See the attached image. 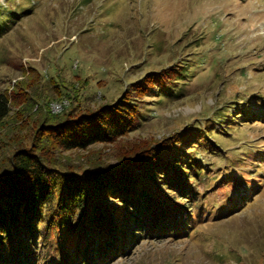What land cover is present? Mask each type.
<instances>
[{
  "label": "rangeland",
  "instance_id": "rangeland-1",
  "mask_svg": "<svg viewBox=\"0 0 264 264\" xmlns=\"http://www.w3.org/2000/svg\"><path fill=\"white\" fill-rule=\"evenodd\" d=\"M0 93V174L14 152L33 149L56 172L137 175L133 186L157 204L191 207L186 237L142 232L106 264H264V0H0ZM120 101L132 125L110 142L65 151L46 133ZM188 160L201 171L188 181L194 203L167 180V169L188 178ZM118 192L89 196L78 212L57 192V211L31 235L47 247L44 264L69 257L63 233L94 236L80 213L126 210Z\"/></svg>",
  "mask_w": 264,
  "mask_h": 264
},
{
  "label": "trees",
  "instance_id": "trees-1",
  "mask_svg": "<svg viewBox=\"0 0 264 264\" xmlns=\"http://www.w3.org/2000/svg\"><path fill=\"white\" fill-rule=\"evenodd\" d=\"M8 113V98L0 93V119L5 118ZM132 116L133 110L130 106L125 101H120L117 105H111L107 109H100L89 115H80L57 126L48 127L46 133L53 136L54 143L59 149L65 151L86 149L93 144L107 143L116 139L120 132L126 131L129 125H132L129 120ZM188 159L190 158L188 157ZM176 161L177 159L172 164L167 163L164 167L161 166V169L178 164L179 161ZM188 162L186 163V170L190 171L188 178L184 177L182 173H173V170L167 169V180L172 183L171 187L174 189L173 191L170 189L172 194L176 193L179 197L188 196L190 203H194L196 202L195 198L198 197L193 189L189 188L188 181H198L201 171L193 167L190 160ZM10 163V170L0 174V264H37L42 259V264L46 262L44 256L47 247L44 249L40 245L37 246L38 242L31 235L35 236L34 222H37L38 219L40 221L45 210L51 209L52 214L57 211L54 204L57 192L65 197L64 205L70 202V207L78 212L84 208L89 196L98 195L103 200L109 195L107 194L108 189H118L121 204L127 208L122 213L114 215L110 210H100L99 206H95L94 211L90 209L92 215L84 216L80 213L82 221L78 225H82V232L84 227L88 228L93 225L96 228L93 232L95 234L83 238L81 232V234L75 232L73 237L71 231L63 233L64 238H70V243H72V247H68L64 251V255L69 256L63 261L64 264L75 263L76 260L77 264L79 262L86 264L84 260L87 258L88 264H106L114 256L124 255L127 252V247L116 246L120 242L121 244H131L130 242H134L136 236H141L142 232L145 233L143 235L153 239L165 236L175 239L186 237L187 229L191 224L192 214L188 213L191 207L189 210H185L186 208L182 209L181 206L171 207L172 204L164 202L162 205L157 204L158 200L150 192L151 189L139 192L136 185L133 186L132 183H136L140 178L137 175H131L132 178L129 176L123 182L120 180L113 182L116 179L113 178L114 173L112 172L91 175L59 173L54 167L51 168L44 158L36 154L33 149L17 150L12 155ZM181 169L183 170L184 167ZM128 185L130 186L126 188ZM183 198L187 199V197ZM246 198L247 196L242 197L240 203L235 205L241 206ZM62 209L67 210L68 207ZM169 213H172L173 216L167 218L166 215ZM115 218L118 220L112 226L110 223ZM142 218L151 224L150 231L143 228ZM153 228L155 229L153 230ZM59 242L56 240L57 246L60 245ZM90 251H95V258L98 261L91 260ZM40 253L43 256H40ZM69 259L72 262H68Z\"/></svg>",
  "mask_w": 264,
  "mask_h": 264
}]
</instances>
